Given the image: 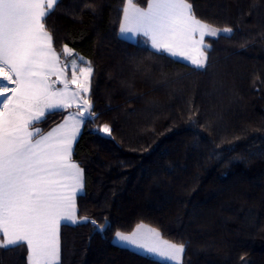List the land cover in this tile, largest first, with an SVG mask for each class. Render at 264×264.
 <instances>
[{"label":"trees","instance_id":"1","mask_svg":"<svg viewBox=\"0 0 264 264\" xmlns=\"http://www.w3.org/2000/svg\"><path fill=\"white\" fill-rule=\"evenodd\" d=\"M190 2L234 29L207 39L206 69L122 38V0H63L47 21L61 60L67 44L94 69L97 119L72 154L84 169L77 215L108 223L63 225L60 264H167L113 241L139 224L185 244V264H264V0ZM26 255L0 250V264Z\"/></svg>","mask_w":264,"mask_h":264},{"label":"snow or ice","instance_id":"2","mask_svg":"<svg viewBox=\"0 0 264 264\" xmlns=\"http://www.w3.org/2000/svg\"><path fill=\"white\" fill-rule=\"evenodd\" d=\"M62 3L0 0V250L24 247L26 264H60L63 222L106 230L77 217L84 169L72 153L81 127L97 119L89 95L94 69L67 44L63 55L72 59L62 63L53 46L47 21ZM122 4L121 36H142L156 52L181 57L196 69L207 67L211 47L205 37L231 39L234 33L198 17L190 0H148L146 8L134 0ZM73 107L50 131L39 127ZM96 131L111 136L108 124ZM114 239L170 264H181L186 250L143 224L130 234L117 231Z\"/></svg>","mask_w":264,"mask_h":264},{"label":"rangeland","instance_id":"3","mask_svg":"<svg viewBox=\"0 0 264 264\" xmlns=\"http://www.w3.org/2000/svg\"><path fill=\"white\" fill-rule=\"evenodd\" d=\"M148 3V2H147ZM139 7H142V8H146L147 7V4H146V6H139ZM121 36V35H120ZM122 38H125V39H128V40H130V41H133V42H138V43H140V44H142V45H149V46H151L150 45V42H148V43H146L145 42V40H146V38H144V37H142V36H139V35H137V36H132L131 34H128V35H126V36H121ZM208 38H211V37H205V43L207 44V39ZM167 54V53H166ZM168 55V54H167ZM170 56V55H169ZM172 57V56H171ZM69 58V59H68ZM70 58L71 57H67V58H65V56H63V59L64 60H61L62 61V63H69L70 64ZM173 58H175V59H177V60H181V61H183V62H186V63H188L189 65H191L190 64V62L189 61H186V60H184L183 58H181V57H173ZM85 59V58H84ZM85 60H87V59H85ZM81 66H84V65H81ZM191 66H193V65H191ZM194 67V66H193ZM66 75H67V77L69 78V79H71V75H72V70H71V68L70 67H68L67 69H66ZM72 87H75V85H73ZM90 91H91V87H90ZM89 95H90V93H89ZM69 111H75V108L73 107L72 109H68ZM67 111V110H66ZM82 128V127H81ZM79 138V137H78ZM78 140V139H77ZM146 227H148V228H151V227H149V226H147V225H145ZM126 234V233H125ZM128 234H130V233H128ZM162 238V237H161ZM162 239H164V238H162ZM164 240H166V239H164ZM113 241L116 243V244H118V245H121V246H124V247H127V248H129V249H131V250H134V251H136V252H139V253H142V254H144V255H147V256H149V257H152V258H155V259H158V260H160V261H162V262H165V263H167V264H170V262L169 261H167V260H165V259H162L161 257H159V256H157V255H154V254H150V253H148V252H146V251H144V250H142V249H139V248H136V247H133V246H131V245H128V244H126V243H124V242H120V241H118V240H116V239H114V237H113ZM168 241V240H167ZM173 243V242H172ZM183 256H184V254H183ZM181 264H185L184 263V258L182 257V261H181Z\"/></svg>","mask_w":264,"mask_h":264},{"label":"crops","instance_id":"4","mask_svg":"<svg viewBox=\"0 0 264 264\" xmlns=\"http://www.w3.org/2000/svg\"><path fill=\"white\" fill-rule=\"evenodd\" d=\"M137 4V3H136ZM138 5V4H137ZM139 6V5H138ZM52 79L53 80H55V77H52ZM58 86H60V87H62V85H58ZM63 122V121H62ZM61 122V123H62ZM76 144V143H75ZM75 144L73 145V150H74V147H75ZM73 154V153H72ZM83 192V190L77 195V197L81 194ZM76 205H77V198H76ZM77 217H78V215H77ZM65 224H71V223H69V222H63L62 223V225H61V227L63 226V225H65ZM61 227H60V242H61Z\"/></svg>","mask_w":264,"mask_h":264},{"label":"water","instance_id":"5","mask_svg":"<svg viewBox=\"0 0 264 264\" xmlns=\"http://www.w3.org/2000/svg\"><path fill=\"white\" fill-rule=\"evenodd\" d=\"M105 225H106V229H107L108 223H106ZM96 232H99V230H96ZM99 233H101V232H99Z\"/></svg>","mask_w":264,"mask_h":264}]
</instances>
